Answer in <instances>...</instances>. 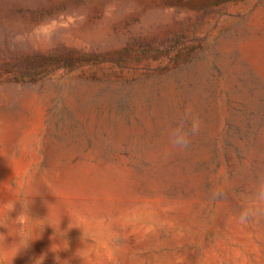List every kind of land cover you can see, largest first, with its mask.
I'll use <instances>...</instances> for the list:
<instances>
[{
	"label": "rangeland",
	"instance_id": "1",
	"mask_svg": "<svg viewBox=\"0 0 264 264\" xmlns=\"http://www.w3.org/2000/svg\"><path fill=\"white\" fill-rule=\"evenodd\" d=\"M262 185L264 0H0V264H264Z\"/></svg>",
	"mask_w": 264,
	"mask_h": 264
},
{
	"label": "clouds",
	"instance_id": "2",
	"mask_svg": "<svg viewBox=\"0 0 264 264\" xmlns=\"http://www.w3.org/2000/svg\"><path fill=\"white\" fill-rule=\"evenodd\" d=\"M200 125H201V122H200L199 118L198 117H194L192 119V121H191L190 133L193 134V135L198 134L199 131H200ZM189 142H190V140H189V133L185 132L184 127H183L182 124L179 125L177 127V129L174 130L173 133H172V144H173V146L176 147V148H186L188 146ZM17 203H19V202H16V201H8V202L5 203L4 208L7 211L8 219L11 220V221H15L16 222L18 228L20 229V232L18 233L19 239L22 242H24L25 241L24 234H23V232H24V226L33 217L30 215V212H29L30 205L27 207V209H25L24 206L20 204L22 210L18 213V215L15 217V219H12L9 216V213L16 210ZM260 204H264V185H262L260 187V189H259V191L257 193V196H256V204L253 207L254 208H258L260 206ZM68 215H69L70 221H71L69 223V226H68L69 229H71L73 227H79L76 223H74L72 215L71 214H68ZM249 216H250V213L248 212V210H244L240 214V216L238 217V222L239 223H242V224L243 223H247L248 220H249ZM59 223H60V221H59ZM28 245H29V242H24L23 243V247L17 249L15 255L12 256L11 264H12L13 259L20 252V250L28 247ZM43 259H44V257H43ZM43 259H38L37 260L39 262V264H42ZM37 261H36V264H37Z\"/></svg>",
	"mask_w": 264,
	"mask_h": 264
}]
</instances>
